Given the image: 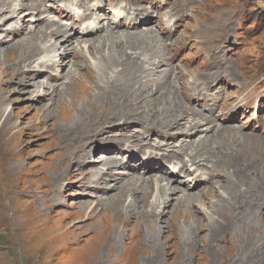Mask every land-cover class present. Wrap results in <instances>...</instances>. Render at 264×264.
<instances>
[{"label": "rangeland", "instance_id": "374dc122", "mask_svg": "<svg viewBox=\"0 0 264 264\" xmlns=\"http://www.w3.org/2000/svg\"><path fill=\"white\" fill-rule=\"evenodd\" d=\"M40 1L42 11L44 0ZM141 1L134 0L132 9L142 6ZM178 2L169 0L163 4L169 5L170 11H174L173 6L178 8L164 34L169 43L167 53L176 52L172 63L176 69L189 73L190 78L199 73L207 84H213L210 91L223 102L220 118L230 110L236 117L243 114L239 120L229 122L230 128L223 127L206 138L207 150L223 144V154L214 147L217 182L195 187L199 189L197 193L203 192L204 203L197 199L190 213L178 215L177 198L183 190L171 187V196L162 200L167 206L152 210L156 217L153 221L142 216L150 214V204L144 208L137 204L131 214L141 217H130L123 207L114 204L121 197L119 186L112 187L113 182L100 185L89 175L95 171L92 166L99 163L98 159H103L98 154L109 147L103 142L108 141L110 126L121 120L130 123V115L155 116L151 112L155 107L165 113L173 108L168 105L174 90L170 82L159 80V86L164 87L159 98L155 93L148 94L145 86L141 87L143 95L130 87L137 63L117 64L130 57L125 56V46L135 52L149 40L159 45V39L148 36L138 46L122 45L120 59L114 56L108 72L96 68L89 74L77 72L70 83H80L79 88L71 91L65 89L66 85L60 91L53 90L48 83L37 81V75L29 78L31 75L25 71L34 54H28V47L22 50L11 43L0 49L4 52L0 58V264H264V0H203L196 8L178 6ZM197 28L207 29L209 39L219 38L195 41L192 36ZM146 31L149 30L143 37H147ZM112 32L108 31L109 37L119 33ZM109 43L88 52L108 58ZM159 51L164 52V48ZM207 53L210 56L204 57ZM163 61L160 58L152 63L149 72L165 65ZM69 65L77 71L88 68L85 58L78 55L76 61L67 63L63 78ZM223 65L227 72L219 68ZM180 90L188 91L183 81ZM80 108L85 117L78 119ZM185 109L175 120L182 117ZM232 125L245 127L246 131L258 128L248 134L231 128ZM191 141L197 142L198 137ZM83 150L94 155L84 161L80 157ZM226 160L231 161V167ZM111 162L112 159L106 163ZM147 175L150 176L137 181L157 177ZM162 175L167 177L163 171ZM132 177L139 176L134 173ZM229 181L236 185L234 190ZM138 198L142 200L140 194ZM148 201L154 204L157 196L152 193ZM204 213L211 216V222L216 220L223 225L215 228L218 224L213 222L214 238ZM229 213L232 216L228 218ZM150 222L156 223L149 226ZM157 226L161 229L155 231ZM158 247L161 255L155 260ZM85 254L89 257L84 259Z\"/></svg>", "mask_w": 264, "mask_h": 264}, {"label": "bare ground", "instance_id": "6f19581e", "mask_svg": "<svg viewBox=\"0 0 264 264\" xmlns=\"http://www.w3.org/2000/svg\"><path fill=\"white\" fill-rule=\"evenodd\" d=\"M11 2H16V0H11ZM11 2H5V0H1L0 1V22H3V21H6L7 19L9 18H13V17H17L18 14L20 12H22L24 9H28V10H31V11H34L36 13H40L42 12L41 11V6H40V0H18V2L16 4H13ZM56 3V2H55ZM140 3H138L139 5ZM137 5V6H138ZM130 9V7H129ZM133 10V9H132ZM143 12H145L144 8L142 6H138L137 10H133V14H134V17H138L140 16L141 14H143ZM8 14V15H7ZM88 14H91L90 12ZM75 24H70V25H58L57 28L55 30H50L49 33L47 34V36H51L53 37L55 40L59 41L58 45L55 47L56 49H60V47L62 49H65L66 46H73L71 43H72V40H75L76 43H81V40H79L75 34H72L71 36H68L66 37L65 34L67 31L69 30H72L78 23L77 22H74ZM146 23V22H145ZM123 27V28H121ZM47 28V27H45ZM116 30V32H112V31H109V32H112V33H117L119 35H129L131 33H134L135 31H128V26L126 24H119V25H115L114 26ZM118 29H122L124 31H118ZM132 29H137V27L133 26ZM145 32V31H144ZM147 33H149V31H146ZM110 34V33H109ZM37 38V37H36ZM110 38L113 40L110 41L109 45H111L110 49L107 50L109 51L108 54V58L105 56V54H102L101 53V57L99 56L98 57V62L100 63V65L97 67V70H102L104 71V73L108 72V65H110L111 63H114V56H116L117 58H119L120 56V52H121V47L122 45H127V44H130L131 46L133 45H137L139 43V38L138 36L132 34V35H129L126 40H121V39H118L117 37H114L113 35H110ZM144 39H147V37H143ZM79 40V41H77ZM142 40V39H141ZM121 41V43H120ZM36 43L33 42L31 46H28V51L29 53L28 54H32V50H29L31 47H36L34 44ZM149 43V42H148ZM38 44V43H37ZM79 44H76V46H79ZM140 44V43H139ZM135 45V46H136ZM147 45V43H146ZM138 46V45H137ZM141 47V46H140ZM109 48V47H108ZM133 48V47H131ZM135 48V47H134ZM24 49V47L22 48V50ZM90 49V47H88V50ZM92 49V48H91ZM101 49V48H100ZM139 49V48H138ZM93 50V49H92ZM24 51H21V53H23ZM1 53H4L2 51H0V58L3 59V54ZM7 53V52H6ZM5 53V55H6ZM116 53V54H115ZM8 54V53H7ZM98 54V53H97ZM31 55V56H32ZM28 56V55H27ZM34 56V55H33ZM24 57V56H23ZM29 57V56H28ZM27 57V58H28ZM25 58V57H24ZM23 58V60H24ZM30 58V57H29ZM130 58H125L124 61H118L117 64H125V63H131L132 61H130ZM162 58V57H159V59ZM34 59V58H33ZM33 59L30 58V63H28V69H31L30 67L31 66H34L35 64V68L28 74V75H31L29 78L33 79V78H36V75L39 77L41 75V71L42 70H48V69H51V70H59L60 69V73H59V77L60 78H63V71L65 70L66 68V65L67 63L69 64V59L67 58L66 55H63L61 58H60V63H57V62H48V60L46 59H42V60H37V61H34ZM120 59V58H119ZM158 59V60H159ZM22 60V62H23ZM27 60V59H26ZM20 61H21V58H20ZM117 61V60H116ZM24 63V62H23ZM26 64V63H25ZM73 64V63H72ZM112 65V64H111ZM127 65V64H125ZM73 66V65H72ZM122 66V65H121ZM75 67V66H74ZM121 68V67H120ZM101 71V72H102ZM155 71L153 72H149L150 74L154 73ZM103 73V72H102ZM103 73V74H104ZM114 73V72H113ZM107 75V74H106ZM77 76V75H76ZM109 76V75H108ZM114 77V76H113ZM120 77V76H119ZM73 78V77H72ZM103 78V77H102ZM101 79V77L99 76V80ZM108 79V78H107ZM115 79V78H114ZM100 82V81H99ZM98 82V83H99ZM108 82V81H107ZM168 82V81H166ZM42 84H45L46 82H41ZM171 84V83H170ZM48 85V84H46ZM114 85V83H113ZM101 86V85H100ZM33 87L34 89L37 88L36 85L33 84ZM107 88V87H106ZM170 91V90H169ZM168 91V92H169ZM69 93V92H67ZM141 93V92H140ZM170 93V92H169ZM168 93V94H169ZM76 95V94H75ZM145 95V94H144ZM167 95V94H166ZM136 97V96H135ZM143 97V96H141ZM163 97V96H162ZM77 98V97H76ZM76 98L74 100H76ZM165 99V98H164ZM72 100V101H74ZM169 100V99H168ZM134 101V100H133ZM138 101V100H137ZM72 103V102H71ZM171 110V109H170ZM167 112V111H165ZM186 112V113H185ZM189 112V113H187ZM137 113V112H136ZM192 112L191 110H186L185 111H182V117L180 119H177V120H174L173 122V126L182 131L184 133V135L189 139L188 141H186V143H189V146H192V145H195L196 147V152L194 154H188V162L191 163L192 165H194V168L192 170L189 169V166H188V162H183L182 159L183 158H174L173 156H171L169 153H165L164 154V161L163 162H160L158 165L159 167L162 166V165H166V164H176L177 166V170H176V173H182L183 174V181H179L176 178H178V174H176V176L174 177H165L162 175V171L159 169V168H156V167H153V168H148V169H145L144 166H142L143 170H144V174L147 175L149 173L152 174V176H157L154 178V180H150V179H145L143 181H137V180H140V179H144L146 177H149L148 175L147 176H144V177H126V176H116L115 174H117L116 172L112 173L113 174V177L112 174H111V180L113 182V185L112 187H115V186H119V191L121 193V197L120 199L118 200H115L114 201V204L116 205V207H123L124 208V212H125V215L127 216H130V217H135V216H138V217H141L140 215L138 214H131L132 212V209L137 205V204H141L140 208H144L146 207V205L150 204V206L148 207L151 212L150 214L152 215H148V214H143L142 213V216L146 218V215L149 216L147 219H149L150 221H153L155 217V215L153 214L152 210H155L159 208V206H162L164 209L166 206H167V202H162L163 198L166 196V197H169L171 196L172 192H173V189L171 187H178L180 188L181 190H183V193L181 192V195L179 196V198H177V201H178V204H179V207L176 209L178 211H176V213H178V215H183L185 216L186 214L190 213L191 212V209L193 210L194 209V206H195V202L197 199H199V203L200 204H203V199L202 197H205L203 196V192H199V189L195 190L197 187L196 185L199 186V184H206V183H210L211 185L212 184H215L217 182V177H218V174H215L216 171H217V168H216V156H217V150L215 148L218 149L219 153L223 154V147L221 144L220 146L221 147H215V146H212L210 147V150H207V146H204V145H207L208 143V140L206 139L207 136H209L210 134H213L212 133V127L208 126L207 124H209V120L208 118H202L200 116H193L192 115ZM134 114V113H133ZM187 114V115H186ZM136 115V114H134ZM180 115V114H179ZM85 117L84 116V112L81 110L80 108V112L77 114V118L78 119H81ZM93 119V118H92ZM130 119H131V122H135L137 124H144L145 123V118H141L139 116H131L130 115ZM129 120V118H128ZM107 122V121H106ZM130 122V123H131ZM108 123V122H107ZM118 123H125L124 121H119ZM174 123H178L176 125H174ZM109 125V124H108ZM183 125V126H182ZM182 126V127H181ZM205 126V127H203ZM158 127H162V125H159ZM222 130V128L220 129V131ZM104 131V130H103ZM106 131V129H105ZM104 131V132H105ZM234 133V132H233ZM225 134V133H224ZM239 135V134H238ZM100 136L102 137L103 135L100 134ZM198 137V141L197 142H194V141H191V140H196V138ZM239 137V136H238ZM211 138H214L212 135H211ZM215 139V138H214ZM233 139L236 140V138L233 136ZM99 140V139H98ZM244 140V139H243ZM201 142V143H199ZM247 142V141H246ZM237 144V143H236ZM239 144V143H238ZM241 144V143H240ZM239 144V145H240ZM249 144V143H248ZM255 144V143H254ZM228 145V144H227ZM229 146V145H228ZM233 146V145H231ZM235 146V145H234ZM215 147V148H214ZM230 147V146H229ZM128 149L130 148H137V150H144V144L142 143H139V142H130L129 145L127 146ZM159 148V146H158ZM232 150V149H231ZM238 150V149H237ZM234 152V151H233ZM237 152V151H236ZM89 155H94L93 152H85L84 150L82 151L81 153V158L84 159V161L86 160V158L89 156ZM236 155V154H235ZM110 157V156H108ZM103 159L101 160H105L106 158L105 157H102ZM224 158V157H223ZM234 159V158H232ZM240 159V158H239ZM254 159V158H253ZM110 161L109 159L106 160V162ZM199 161H202L203 164H198ZM228 161V160H226ZM104 162V166H108V165H111L113 167H118L119 165L117 164L116 161H113L111 163H106ZM237 162V161H236ZM106 163V164H105ZM223 163V162H222ZM235 163V162H234ZM241 163V162H240ZM231 164V161L229 160L228 161V165ZM234 165V164H232ZM219 167V166H218ZM227 167V166H226ZM231 167V165H230ZM130 169L134 170L136 168H133V167H130ZM219 170V169H218ZM237 171V170H236ZM135 172V171H133ZM173 172V170H170V173ZM244 174V173H243ZM89 175L91 176V179L92 181L93 180H96L97 183H99L102 179V176L100 175V173H96V171H94L92 173V171L89 172ZM118 175V174H117ZM115 176V177H114ZM151 176V177H152ZM238 177V176H237ZM201 178V180H200ZM233 178H236L235 176ZM166 180L167 184L164 183V181ZM235 181V180H234ZM240 181V180H239ZM230 185L232 187V189L234 190V187H236V185H234L232 182H230ZM236 183V182H235ZM103 183H101L100 185H102ZM141 184V185H140ZM169 184V185H168ZM175 186H173V185ZM180 185V186H179ZM224 188V187H223ZM205 189V188H204ZM225 189V188H224ZM223 189V190H224ZM228 189V188H227ZM226 190V189H225ZM236 190V188H235ZM188 192H196L197 194H189ZM155 195L157 196V201H155L154 204L152 203H149V198H151V195ZM141 196L142 200H139L138 196ZM164 195V196H163ZM136 196L138 199H136ZM163 196L159 202V199L160 197ZM144 197V198H143ZM222 197V196H221ZM112 198V197H110ZM219 198V197H218ZM233 198V197H232ZM106 199V198H103V200ZM165 199V198H164ZM172 199V198H171ZM170 200H166L168 202L171 201ZM222 199V198H220ZM114 200V198H113ZM112 200V201H113ZM218 200V199H217ZM223 200V199H222ZM231 201V200H229ZM105 202V201H104ZM239 202V201H237ZM102 203V202H101ZM126 204V205H125ZM236 204V202H235ZM113 206V204H111ZM109 204V206H111ZM234 205V204H233ZM101 206V205H100ZM238 208L236 209L237 211H239L241 209V207L239 206V204H237ZM236 207V206H235ZM132 208V209H131ZM139 208V207H138ZM234 208V207H232ZM137 209V208H136ZM134 210V209H133ZM149 212V211H148ZM231 212V211H230ZM233 212V211H232ZM157 214V213H156ZM159 214V213H158ZM193 214V213H192ZM234 214V213H233ZM195 215V214H194ZM207 215V218L210 220L209 221V226L212 228L210 229V231H212L211 234H213V238L216 236L215 234V229L212 227V224L213 222L215 224H218L216 220H214L213 222H211L212 218L210 215L204 213V216ZM236 215V214H235ZM232 215L229 213L228 214V218L231 217ZM181 217V216H180ZM201 222V221H200ZM199 222V223H200ZM153 223H156V222H150L149 223V226H151ZM221 228L223 227L222 224H218L217 227L215 228H218L220 227ZM159 226L156 227L155 231H158L160 230L158 228ZM209 228V227H208ZM217 232V231H216ZM191 237V235H189V238ZM124 238V237H123ZM126 238V237H125ZM154 239V238H153ZM151 239V240H153ZM154 241V240H153ZM154 243V242H153ZM151 244V243H150ZM149 244V245H150ZM187 247V246H186ZM159 248V247H158ZM157 248V249H158ZM191 248V247H190ZM187 249V248H186ZM159 253L154 255V259L156 260L158 258L159 255H161V249L159 248ZM209 251V250H208ZM89 257L88 255H84V259ZM153 259V261H154ZM159 260V259H158ZM102 263V262H101Z\"/></svg>", "mask_w": 264, "mask_h": 264}]
</instances>
